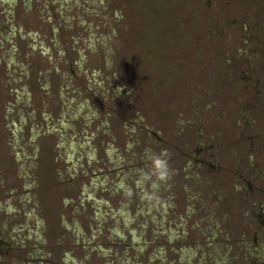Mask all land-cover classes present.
Masks as SVG:
<instances>
[{
	"label": "rangeland",
	"instance_id": "obj_1",
	"mask_svg": "<svg viewBox=\"0 0 264 264\" xmlns=\"http://www.w3.org/2000/svg\"><path fill=\"white\" fill-rule=\"evenodd\" d=\"M259 210L264 0H0V264H264Z\"/></svg>",
	"mask_w": 264,
	"mask_h": 264
},
{
	"label": "clouds",
	"instance_id": "obj_2",
	"mask_svg": "<svg viewBox=\"0 0 264 264\" xmlns=\"http://www.w3.org/2000/svg\"><path fill=\"white\" fill-rule=\"evenodd\" d=\"M146 159L148 161L146 170H142L139 183L145 185L143 198L145 201L159 202L160 197L157 189L160 185H167L175 175V170L171 167L169 161L171 152L167 148H160L159 151L147 149ZM126 196H131V192L125 193Z\"/></svg>",
	"mask_w": 264,
	"mask_h": 264
},
{
	"label": "flooded vegetation",
	"instance_id": "obj_3",
	"mask_svg": "<svg viewBox=\"0 0 264 264\" xmlns=\"http://www.w3.org/2000/svg\"><path fill=\"white\" fill-rule=\"evenodd\" d=\"M235 175H237V177L240 176V174L236 173V171H235ZM241 183H242V181H241ZM239 189H241V190L243 191V189H245V187H241V188H239ZM239 189L236 188V189H235L236 192L239 193V191H238ZM246 190H250V189L246 188ZM250 191H252V190H250ZM249 206H250V204H249ZM260 213H263V210H259V212H257V213H256V212L253 213V214L251 215V217H250V218L252 219L251 221H258V220H260V221L264 224V215H263V218H262V220H261V219H260ZM256 234L258 235V232H257ZM255 239H256V238H255ZM256 242H257V241H256ZM254 244H255V245H254V248H256V250H255L256 252H255V253H257V251H258V249H257V248H258V247H257V243H254ZM256 255L258 256V254H254V253L251 254L252 257H253V256L255 257Z\"/></svg>",
	"mask_w": 264,
	"mask_h": 264
}]
</instances>
